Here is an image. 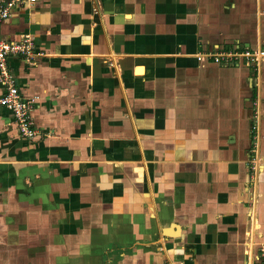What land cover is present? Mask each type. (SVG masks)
I'll return each instance as SVG.
<instances>
[{"label": "crops", "instance_id": "0c3cea01", "mask_svg": "<svg viewBox=\"0 0 264 264\" xmlns=\"http://www.w3.org/2000/svg\"><path fill=\"white\" fill-rule=\"evenodd\" d=\"M23 35L37 135L0 104V264H264V55L198 58L264 53V0H35L0 23Z\"/></svg>", "mask_w": 264, "mask_h": 264}, {"label": "built area", "instance_id": "2783aa9c", "mask_svg": "<svg viewBox=\"0 0 264 264\" xmlns=\"http://www.w3.org/2000/svg\"><path fill=\"white\" fill-rule=\"evenodd\" d=\"M35 0H0V23L7 19L12 10L25 2H34ZM97 12V7L93 9ZM34 42L31 36L23 35L19 41L11 42L0 36V83L3 88V95L0 98V104L5 107L13 116L17 133L19 137L32 140L37 135L33 125L32 111L35 100L25 98L21 95L13 73L10 71L9 59L21 58L26 62H32L35 56ZM198 58L208 59L215 64L220 65H239V60L247 63H257L258 58L264 55L263 52L242 51L241 46L233 50H223L214 53H202ZM262 260L264 261V246L260 248Z\"/></svg>", "mask_w": 264, "mask_h": 264}]
</instances>
